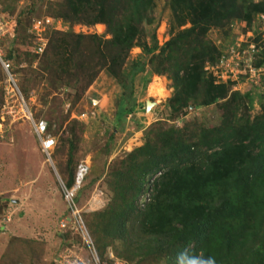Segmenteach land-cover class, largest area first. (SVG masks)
<instances>
[{"label":"rangeland","instance_id":"1","mask_svg":"<svg viewBox=\"0 0 264 264\" xmlns=\"http://www.w3.org/2000/svg\"><path fill=\"white\" fill-rule=\"evenodd\" d=\"M124 1L111 0L118 17L126 11ZM145 2L148 11L136 23L133 46L120 49L110 43L105 23L92 22L100 0L82 3L78 14L67 0H0V28L6 30L0 51L10 60L18 87L16 96L6 91L0 62V111L6 98L22 99L36 121H47L56 140L48 159L29 120H7L0 127V264H166L165 257L146 256L141 246L151 240L158 244L164 233H144L138 216L164 170L150 174L137 193L121 237L110 240L104 231L94 232L106 228L102 218L114 204V175L126 172L122 160L142 148L172 152L180 141L177 129L191 138L220 126L226 107H231L223 103L232 100L231 94H237L234 126H245L264 113V76L252 72L259 69L254 61L264 54V15L256 14L251 25L235 18L210 27L206 37L221 53L218 62L206 63V77L225 84L229 99L202 107L190 101L176 114L171 107L177 91L173 73L160 71L167 67L170 51L161 52V47L191 27V14L179 8L176 15L172 0ZM37 18L41 24L34 38L29 29ZM37 44L44 52L32 51ZM116 54L120 56L114 61ZM121 102L133 110L117 121ZM83 161L90 169L74 203V217L63 189ZM95 212L101 216H93Z\"/></svg>","mask_w":264,"mask_h":264},{"label":"trees","instance_id":"2","mask_svg":"<svg viewBox=\"0 0 264 264\" xmlns=\"http://www.w3.org/2000/svg\"><path fill=\"white\" fill-rule=\"evenodd\" d=\"M91 1L96 0H67L75 14L81 11L82 3ZM124 2L126 11L118 17L111 0H100L98 15L92 21L105 23L112 34L110 43L120 49L133 46L138 35L136 23L145 19L149 7L145 0ZM172 3L176 15L179 8L190 12L192 25L161 47V52L170 53L167 67L160 71L172 72L176 82L171 107L177 114L190 101L202 107L227 100L229 88L215 84L213 77H206V63L215 64L221 53L206 33L211 26H224L235 18L251 25L256 14H264V0H172ZM153 39L156 50L155 35ZM119 56L116 54L112 60ZM254 64L264 66V54ZM49 66L55 67L52 62ZM137 70L139 67L134 72ZM233 95L229 97L232 100L223 103L224 107H231H226L220 126L204 129L191 138L184 135L183 129H177L180 141L172 152L157 154L142 148L138 155L132 153L124 158L122 165L126 172L114 175L118 176L112 184L114 204L103 214L106 228L94 232L104 231L105 238L110 240L121 237L125 233V218L134 212L137 193L150 174L161 169L164 171L152 187L151 201L138 213L142 216L144 233H164L158 244L152 240L147 245L142 243L146 256L165 257L166 264H207L209 259L214 264H264V113L245 126H234L238 109L237 94ZM132 110L133 107L127 108L121 102L116 120L120 121ZM72 182L71 178L69 185ZM109 241L103 243L104 248Z\"/></svg>","mask_w":264,"mask_h":264},{"label":"built area","instance_id":"3","mask_svg":"<svg viewBox=\"0 0 264 264\" xmlns=\"http://www.w3.org/2000/svg\"><path fill=\"white\" fill-rule=\"evenodd\" d=\"M33 25L31 26V28L29 29V32L32 34L31 36L36 38L37 34L36 33V28L39 24H41V20H39V18L37 19H33ZM6 30L4 29V27L0 28V41L3 40V36L5 35ZM45 47H43V45H39L37 44L36 47H34L32 50H34L37 54H40L42 52H44ZM224 59L225 56H223L219 63L220 65H224ZM0 62L3 64L4 66V70L6 73V83H7V88L6 91H11L12 97L16 96V90H18L17 87V79L16 76L13 72H11L10 70V60L9 59H5L2 56V53L0 51ZM218 65V64H217ZM216 65V66H217ZM227 67L229 65H226ZM252 72H257L259 74H263L264 75V68L261 67L259 69L256 70H252ZM20 96V95H19ZM22 102V99L20 98H16V100H11L6 98L5 99V103L1 109L0 112V127H2L4 125V123L9 120L10 122H14L15 120H20V119H26L29 120L33 125H34V129H35V133L37 134L40 143H41V147L42 150L48 155V157H50L51 155V151L55 148L56 146V140L55 138L49 134L48 132V123L46 120H40V121H36V119H34V116L32 115L31 111H29L28 107L24 106ZM21 103V106L19 105ZM89 170V164L87 162H83L80 163L79 167H78V173H77V178H76V182L74 184V186L72 188H64V197L67 201V203L69 204V207H71L73 210V215L74 217H77V210L74 209L75 205V196L77 194V191L79 190V188L82 185L83 182V178L85 176V174L88 172ZM62 227L66 226L65 221L61 222Z\"/></svg>","mask_w":264,"mask_h":264},{"label":"clouds","instance_id":"4","mask_svg":"<svg viewBox=\"0 0 264 264\" xmlns=\"http://www.w3.org/2000/svg\"><path fill=\"white\" fill-rule=\"evenodd\" d=\"M261 15H264L263 13L261 14ZM260 68V67H259ZM261 76H264V75H261ZM5 103V102H4ZM4 103H3V105H4ZM3 107V106H2ZM1 112V111H0ZM1 121V120H0ZM41 144V143H40ZM53 151V150H52ZM47 155V154H46ZM47 158L48 159H50L51 158V156L50 157H48V155H47ZM84 162V161H83ZM83 162H81V163H83ZM80 165V164H79ZM79 165H78V167H79ZM78 167H77V171H76V175H75V177H74V180H73V182H72V184L71 185H67V184H64V188L66 187V188H72L73 186H74V184H75V182H76V178H77V173H78ZM89 169H90V165H89ZM89 171V170H88ZM88 173V172H87ZM86 173V174H87ZM86 174H85V176H86ZM161 174V173H160ZM84 176V177H85ZM84 179V178H83ZM81 187H82V185H81ZM81 187L79 188V190L77 191V194H76V196H75V198H74V200H75V202H76V198L78 197V194H79V192L81 191L80 189H81ZM64 190V189H63ZM64 192V191H63ZM65 201H66V199H65ZM207 264H214V262L211 260V259H209L208 261H207Z\"/></svg>","mask_w":264,"mask_h":264},{"label":"water","instance_id":"5","mask_svg":"<svg viewBox=\"0 0 264 264\" xmlns=\"http://www.w3.org/2000/svg\"><path fill=\"white\" fill-rule=\"evenodd\" d=\"M150 104L152 105V102L148 101V103H147V107H148V109H150V107H151Z\"/></svg>","mask_w":264,"mask_h":264}]
</instances>
